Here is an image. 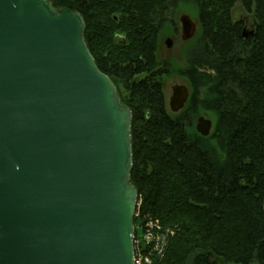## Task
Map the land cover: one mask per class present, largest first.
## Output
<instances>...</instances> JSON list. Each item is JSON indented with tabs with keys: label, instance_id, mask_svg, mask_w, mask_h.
<instances>
[{
	"label": "trees",
	"instance_id": "1",
	"mask_svg": "<svg viewBox=\"0 0 264 264\" xmlns=\"http://www.w3.org/2000/svg\"><path fill=\"white\" fill-rule=\"evenodd\" d=\"M86 1V47L131 112L135 233L151 220L166 238L150 264H264V0ZM180 9L197 13L199 33L181 71L190 95L173 114L157 54ZM202 116L208 137L195 131Z\"/></svg>",
	"mask_w": 264,
	"mask_h": 264
},
{
	"label": "water",
	"instance_id": "2",
	"mask_svg": "<svg viewBox=\"0 0 264 264\" xmlns=\"http://www.w3.org/2000/svg\"><path fill=\"white\" fill-rule=\"evenodd\" d=\"M78 1L0 0V264H134L131 112L86 47ZM178 22L192 40L196 23ZM188 98L173 86L169 111Z\"/></svg>",
	"mask_w": 264,
	"mask_h": 264
},
{
	"label": "rangeland",
	"instance_id": "3",
	"mask_svg": "<svg viewBox=\"0 0 264 264\" xmlns=\"http://www.w3.org/2000/svg\"><path fill=\"white\" fill-rule=\"evenodd\" d=\"M57 8V6H56ZM242 11L240 8L239 3H237L233 9L232 12V18L233 20L237 21L242 16ZM180 15H187L193 22L197 25V32L195 37H197L199 33V26H198V19H197V13L192 9H180L176 13V25L172 28H167L164 30V32L161 34L160 37V43H159V51L157 54L158 60L163 68V64H168L169 68L171 69V73L165 74L163 77V87H164V93L166 96V103L168 107V100L171 96V88L173 86H180V85H187L185 79L181 76V71L184 69L185 66V51L190 48V44L184 45L181 40L176 41L173 43L171 50L167 51L164 42L174 34L176 36H181V27L178 22V18ZM177 32V33H176ZM188 91L189 88L187 87ZM190 92V91H189ZM169 110V108H168ZM205 119L211 120L206 116H202ZM197 120V119H196ZM140 207V202L138 203V207ZM142 221H138L137 223V233H134V239L137 242V250H139V247L144 249L146 247V221L142 224ZM157 226L159 227V230L157 227H152L151 234L152 236L156 237L161 243L162 241H165V237L163 234H161V227L159 222H157ZM141 227V228H140ZM145 228V231H144ZM161 230V231H160ZM163 245V244H162ZM165 247V244H164ZM134 250L136 253V245L134 244ZM147 251V249H146ZM139 253V252H138ZM148 254V253H147ZM143 259V258H142ZM138 261V260H137ZM142 260H139V263L141 264Z\"/></svg>",
	"mask_w": 264,
	"mask_h": 264
},
{
	"label": "built area",
	"instance_id": "4",
	"mask_svg": "<svg viewBox=\"0 0 264 264\" xmlns=\"http://www.w3.org/2000/svg\"><path fill=\"white\" fill-rule=\"evenodd\" d=\"M137 207H138V204H137ZM137 216H138V213H136V217ZM152 227H157V229L159 230V227L157 226V221L150 220L146 222V247L144 249H142V247L141 248L139 247V250H137L138 245H137L136 240L134 241V244L136 245L135 264H140L139 260H142L141 264H150L149 255L156 254L158 256V255H161V253H163L164 251V242L162 241L161 243L158 239H156V237L152 236L151 234ZM144 231H145V228H144ZM145 251H146V255L143 253Z\"/></svg>",
	"mask_w": 264,
	"mask_h": 264
},
{
	"label": "flooded vegetation",
	"instance_id": "5",
	"mask_svg": "<svg viewBox=\"0 0 264 264\" xmlns=\"http://www.w3.org/2000/svg\"><path fill=\"white\" fill-rule=\"evenodd\" d=\"M79 5H81L82 6V8H85L86 6H87V1L86 0H79L78 1V6ZM78 9V8H77ZM234 22H242L243 23V25H244V28H243V33H242V35H245V37L244 38H247V37H250V36H252V33L254 32V27H255V25H254V21L250 18V17H248V16H241L240 18H239V20H237V21H235L234 20ZM177 33V32H176ZM168 40H170V47L168 48L165 44H164V46H165V48H166V50L167 51H169V50H171V48H172V45H173V43L174 42H176V41H180V36H176V34H174L173 36H171V37H169L168 38ZM192 41V40H191ZM182 42V41H181ZM184 45H188V44H190V41H188V42H182ZM159 51V50H158ZM161 71L163 72V75L165 76V74H168V73H171V69L169 68V66H168V64H163V68L161 69ZM136 79L138 80V81H142V80H144V79H146V74H142V75H139V76H137L136 77ZM186 87H188V85H185ZM190 93V92H189Z\"/></svg>",
	"mask_w": 264,
	"mask_h": 264
},
{
	"label": "bare ground",
	"instance_id": "6",
	"mask_svg": "<svg viewBox=\"0 0 264 264\" xmlns=\"http://www.w3.org/2000/svg\"><path fill=\"white\" fill-rule=\"evenodd\" d=\"M189 95H190V93H189Z\"/></svg>",
	"mask_w": 264,
	"mask_h": 264
}]
</instances>
